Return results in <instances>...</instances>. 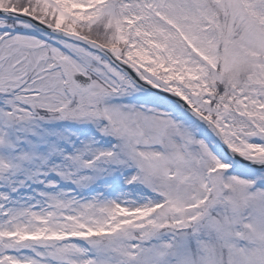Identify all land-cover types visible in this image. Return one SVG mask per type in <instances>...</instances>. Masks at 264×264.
I'll list each match as a JSON object with an SVG mask.
<instances>
[{
	"label": "snow or ice",
	"instance_id": "obj_1",
	"mask_svg": "<svg viewBox=\"0 0 264 264\" xmlns=\"http://www.w3.org/2000/svg\"><path fill=\"white\" fill-rule=\"evenodd\" d=\"M0 264H264V0H0Z\"/></svg>",
	"mask_w": 264,
	"mask_h": 264
}]
</instances>
